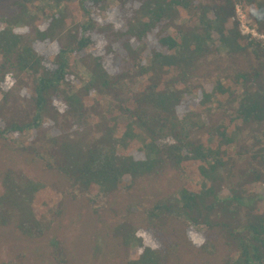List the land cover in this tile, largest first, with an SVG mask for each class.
<instances>
[{
    "label": "trees",
    "instance_id": "obj_1",
    "mask_svg": "<svg viewBox=\"0 0 264 264\" xmlns=\"http://www.w3.org/2000/svg\"><path fill=\"white\" fill-rule=\"evenodd\" d=\"M43 1L13 0L14 13L0 14V136L19 137L24 151L64 174L67 193L109 194L173 169V191L129 225L137 257L127 264H167L180 251L150 225L173 207L200 252H216L209 233L219 227L223 264H264V193H246L254 183L264 192V44L240 35L234 18L237 4L264 33V0H49L58 9L48 12ZM214 34L232 56L224 67L211 58ZM73 63L86 73L82 84ZM205 65L217 72L209 91L197 79ZM104 96L114 99L107 108ZM248 128L253 141L240 144ZM57 195L46 182L2 172L0 222L40 238L63 213Z\"/></svg>",
    "mask_w": 264,
    "mask_h": 264
},
{
    "label": "rangeland",
    "instance_id": "obj_2",
    "mask_svg": "<svg viewBox=\"0 0 264 264\" xmlns=\"http://www.w3.org/2000/svg\"><path fill=\"white\" fill-rule=\"evenodd\" d=\"M12 1L0 0L1 15L14 13L15 10L9 8ZM106 2L109 6L114 5L116 0ZM40 6L46 9L45 12L58 9L49 0H44ZM37 13L39 14L38 21L45 17L42 11L39 10ZM234 13V18L238 22L235 28L240 35L250 32L253 37L264 44V33L250 26L251 19L237 4L234 5ZM104 17L105 15H101V19ZM176 23H182V19L176 20ZM230 23L232 26V22ZM147 43L145 41L144 45H140L137 49L138 54H145ZM217 44L218 40L214 34L208 45L218 46ZM211 58L222 61L223 67L229 65L230 60L232 61L227 47L222 45L218 46V51L212 54ZM239 60V58H233V64ZM72 68L81 77L82 84L84 82L82 79L86 76L83 67L73 63ZM201 70L197 79L205 78L203 85L209 91L217 72L207 65L202 66ZM132 88L135 89L134 86ZM195 95L196 93H189L187 98ZM241 95H238L237 100L233 102V107L238 105ZM112 102H114L112 96H104L102 105L107 108ZM188 107L192 108L194 105L190 104ZM224 107L229 108L230 106L225 104ZM223 110L224 108H213L211 112L217 119L223 117ZM227 111H232V109ZM250 130L248 128L238 135L240 144L252 143L253 138L248 135ZM52 131L54 129L50 128L48 135L51 136ZM199 135L192 134V137ZM18 138L10 140V138L3 139L0 136V173L22 172L32 179L56 187L57 199L61 201L63 213L57 217L52 229L40 238L27 237L15 226L0 222V262L10 259L16 264H59L61 262L59 260L62 259V264L64 260L65 264H127L128 261L136 258L135 242L130 241L128 237L129 225L133 222L143 223L156 199L173 191L175 185L173 169L168 166L169 169L158 180L139 179L131 189L120 186L118 190L109 194L100 192L98 196H94V194L88 195L75 190L67 193L66 189L69 188V184L65 175L45 168L37 156L22 149ZM245 162V160L240 161L235 168L234 181L240 180L238 170L246 166ZM247 187V194L248 191L255 194L264 193L260 184H249ZM92 200L94 201L90 202ZM260 200L262 202L259 204L264 209V200ZM184 214L175 211L173 207L171 212L162 217L153 218V224H150L157 229L161 228L163 236L160 239L163 243L170 241L180 243V251L171 254L167 259V264H223L226 261L228 250L225 236L219 233L222 229L213 227L214 230L209 233L216 252L211 255L200 252L201 249H196L189 242L185 232L188 228L183 225L186 219Z\"/></svg>",
    "mask_w": 264,
    "mask_h": 264
},
{
    "label": "built area",
    "instance_id": "obj_3",
    "mask_svg": "<svg viewBox=\"0 0 264 264\" xmlns=\"http://www.w3.org/2000/svg\"><path fill=\"white\" fill-rule=\"evenodd\" d=\"M247 34H252V33L248 32ZM247 34H246V35H247Z\"/></svg>",
    "mask_w": 264,
    "mask_h": 264
}]
</instances>
